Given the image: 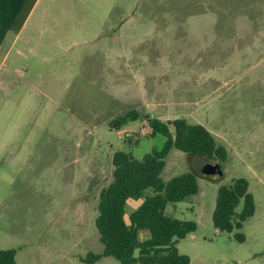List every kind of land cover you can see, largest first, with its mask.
Instances as JSON below:
<instances>
[{
  "label": "rangeland",
  "instance_id": "1",
  "mask_svg": "<svg viewBox=\"0 0 264 264\" xmlns=\"http://www.w3.org/2000/svg\"><path fill=\"white\" fill-rule=\"evenodd\" d=\"M131 110L201 124L228 150L222 177L202 173L220 162L175 148L161 174L199 175V193L167 208L198 225L177 244L190 264H264V0H40L0 70V250L18 264L103 253L95 221L113 155L142 160L166 142L141 119L110 127ZM239 178L256 212L224 233L219 189ZM143 202H128V222Z\"/></svg>",
  "mask_w": 264,
  "mask_h": 264
},
{
  "label": "trees",
  "instance_id": "2",
  "mask_svg": "<svg viewBox=\"0 0 264 264\" xmlns=\"http://www.w3.org/2000/svg\"><path fill=\"white\" fill-rule=\"evenodd\" d=\"M37 1H25L10 26L12 34H19ZM140 119L148 123L151 135L166 137L165 145L142 160L123 151L113 155V181L100 194L95 221L104 251L101 254L90 253L84 260L86 264H95L103 257H113L121 264L191 263L190 257L182 254L177 244L195 233L198 225L195 221L169 216L167 208L199 193V175L185 172L165 182L161 174L174 148L189 156L204 157L220 164L228 159V150L205 126L185 119L165 122L131 110L113 119L110 127L121 131ZM148 189L154 192L150 196H146ZM140 199H144L143 204L129 215L128 222V202ZM242 200L244 208L236 215ZM255 212L256 203L250 192V183L246 178H239L232 185L220 187L212 220L217 230L230 234L235 229H242L244 222ZM142 232L148 233V238L142 239ZM237 238L243 240L241 234ZM16 256L15 250H0V264H18Z\"/></svg>",
  "mask_w": 264,
  "mask_h": 264
},
{
  "label": "crops",
  "instance_id": "3",
  "mask_svg": "<svg viewBox=\"0 0 264 264\" xmlns=\"http://www.w3.org/2000/svg\"><path fill=\"white\" fill-rule=\"evenodd\" d=\"M25 1L26 0H0V70L5 64L13 46L21 39L28 21L40 2V0L36 2L19 34H12L10 32V26Z\"/></svg>",
  "mask_w": 264,
  "mask_h": 264
},
{
  "label": "water",
  "instance_id": "4",
  "mask_svg": "<svg viewBox=\"0 0 264 264\" xmlns=\"http://www.w3.org/2000/svg\"><path fill=\"white\" fill-rule=\"evenodd\" d=\"M202 173L205 176H220L224 175V171L222 169V165L220 163H210L204 165L202 168Z\"/></svg>",
  "mask_w": 264,
  "mask_h": 264
}]
</instances>
